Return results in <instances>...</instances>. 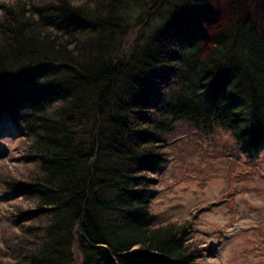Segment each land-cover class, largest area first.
Listing matches in <instances>:
<instances>
[{
  "label": "trees",
  "instance_id": "1",
  "mask_svg": "<svg viewBox=\"0 0 264 264\" xmlns=\"http://www.w3.org/2000/svg\"><path fill=\"white\" fill-rule=\"evenodd\" d=\"M216 16L215 0H0V118L24 150L0 167L17 230L0 264L196 261L190 223L151 210L177 126L228 134L238 162L264 148V36L246 16L211 39Z\"/></svg>",
  "mask_w": 264,
  "mask_h": 264
},
{
  "label": "rangeland",
  "instance_id": "2",
  "mask_svg": "<svg viewBox=\"0 0 264 264\" xmlns=\"http://www.w3.org/2000/svg\"><path fill=\"white\" fill-rule=\"evenodd\" d=\"M215 6L219 19L205 25L211 39L225 21L246 16L264 36V0H215ZM177 127L152 213L162 224L190 223L191 238L202 248L190 264H264V148L255 153L258 157L243 155L248 162H238L221 143H227L228 134L208 136L187 124ZM22 147L18 127L1 115L0 167L20 170ZM14 203L0 183V247L17 231L7 214Z\"/></svg>",
  "mask_w": 264,
  "mask_h": 264
},
{
  "label": "bare ground",
  "instance_id": "3",
  "mask_svg": "<svg viewBox=\"0 0 264 264\" xmlns=\"http://www.w3.org/2000/svg\"><path fill=\"white\" fill-rule=\"evenodd\" d=\"M218 19H219V16H218V12H217V16H216L214 19H212V21H213V20H218ZM212 21H210V24L212 23ZM202 23H203V22H202ZM204 23H205V24H208V21H205ZM204 23H203V24H204Z\"/></svg>",
  "mask_w": 264,
  "mask_h": 264
}]
</instances>
